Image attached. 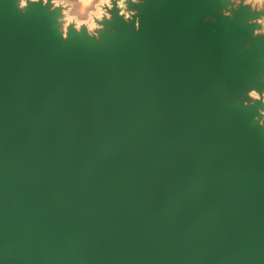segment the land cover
Instances as JSON below:
<instances>
[{
  "label": "water",
  "instance_id": "water-1",
  "mask_svg": "<svg viewBox=\"0 0 264 264\" xmlns=\"http://www.w3.org/2000/svg\"><path fill=\"white\" fill-rule=\"evenodd\" d=\"M246 12L148 0L139 33L64 41L0 5L6 264H264V129L235 102L261 70Z\"/></svg>",
  "mask_w": 264,
  "mask_h": 264
},
{
  "label": "clouds",
  "instance_id": "clouds-1",
  "mask_svg": "<svg viewBox=\"0 0 264 264\" xmlns=\"http://www.w3.org/2000/svg\"><path fill=\"white\" fill-rule=\"evenodd\" d=\"M5 0H0L3 5ZM13 7L21 14L28 15L29 10L46 11L54 22L56 33L68 41L75 32L87 40L101 41L103 33L115 32L113 25L117 18L123 23L132 25L137 33L142 31L143 18L141 9L148 0H11ZM218 12L224 18L236 20L241 10H247L240 17V26L250 30L251 39L243 43V51L249 55L255 54L261 70L257 78L246 88L243 96L236 99L239 105L242 100L244 108H255L259 115H252V125L264 129V50L260 48L261 38H264V0H216ZM216 21L215 16L207 18ZM259 102L260 106H257ZM0 264H6L0 255Z\"/></svg>",
  "mask_w": 264,
  "mask_h": 264
}]
</instances>
